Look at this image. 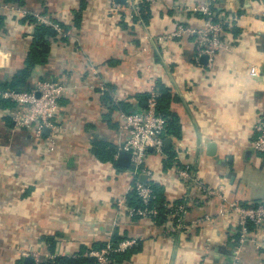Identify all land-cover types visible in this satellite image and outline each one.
I'll list each match as a JSON object with an SVG mask.
<instances>
[{"label":"crops","instance_id":"1","mask_svg":"<svg viewBox=\"0 0 264 264\" xmlns=\"http://www.w3.org/2000/svg\"><path fill=\"white\" fill-rule=\"evenodd\" d=\"M120 4L128 9L127 0ZM199 4L210 5L224 27L211 65L196 60L197 35L158 41L179 24L203 29L205 18L194 10ZM0 16L3 80L24 67L30 50L34 28L24 17L69 27L49 38L48 62L33 70L29 83L65 85L54 151L31 131L9 128L5 119L16 107L0 105V264H25L29 253H39L42 263L90 257L115 231L140 243V251L114 264H231L237 223L218 216L225 200L198 193L177 170L188 167L228 202H264V159L252 147L254 126L264 116V79L249 74L253 65L264 74V0H161L140 24L114 18L111 0H0ZM158 81L171 91L181 136L165 135L164 154L150 152L146 165L167 205L186 204L188 231L168 232L170 219L158 224L118 208L119 199L129 205L131 169L116 164L118 153L114 161L98 158L97 143L119 152L128 137L119 128L126 112L114 107L144 109ZM242 258L263 263V249L250 242Z\"/></svg>","mask_w":264,"mask_h":264},{"label":"built area","instance_id":"2","mask_svg":"<svg viewBox=\"0 0 264 264\" xmlns=\"http://www.w3.org/2000/svg\"><path fill=\"white\" fill-rule=\"evenodd\" d=\"M161 0H127L128 9L118 3L116 0H111L112 16L117 18L125 13L124 19L137 24L142 23L141 13L143 8L155 5ZM14 11V7L8 6ZM205 18V27L201 30L191 28L189 26L179 24L176 30L167 35L158 37V41L173 39L184 34L197 35L198 45L196 60L203 56L208 57V63L214 60V57L219 49L223 47L222 34L224 31L223 24L215 20V12L210 5L199 4L195 9ZM36 19L49 27L55 32L62 35L61 27L54 21L49 20L44 16H36ZM249 74L252 78H263L258 66L253 65L249 68ZM65 85L47 79H37L32 83V86L27 91L17 92L15 90L2 91L0 87V95L2 99L13 103L16 107L11 112L10 118L14 123L15 129H26L33 133L37 140H45L47 143V152H53L59 137L60 127L56 123V117L60 110V100L64 94ZM157 92L152 88L149 92V97L146 101L144 109L134 113H122L119 119V128L126 132L128 137L122 143L119 151L131 153L130 169L134 177L132 190L140 201L139 207H131L127 205L124 199H119L117 202L118 208L128 210L131 217L149 218L156 222L159 216L158 206H154L157 199L150 178L152 171L146 165V158L150 152L156 155L164 154L165 133L167 120L157 112ZM48 129L49 133L44 138V130ZM255 138L252 147L255 152L262 154L264 159V116L260 117L254 126ZM177 174L186 185L203 196L213 197L218 196L224 205L219 209L218 216L232 220L237 223L236 245L233 250L231 264H245L242 258L243 249L248 243L255 245L257 249H263L264 255V202L255 205H242L239 202H228L224 197L215 190H212L197 176L189 171L188 167L179 168ZM141 176H146L145 183L140 181ZM165 208L167 218L170 219V226L167 231L174 232L178 230L188 231L185 225L187 215L186 204H174L169 206L166 203ZM203 220H210L206 216ZM199 221H202L199 220ZM181 231V232H182ZM135 244L134 241L126 240L117 245H113L110 241L104 248L92 251L89 256L95 258L97 264H114L113 255L115 253H124ZM25 255V253H23ZM32 255L34 264L41 263L39 253H29L26 256ZM248 264H264L263 263H248Z\"/></svg>","mask_w":264,"mask_h":264},{"label":"trees","instance_id":"3","mask_svg":"<svg viewBox=\"0 0 264 264\" xmlns=\"http://www.w3.org/2000/svg\"><path fill=\"white\" fill-rule=\"evenodd\" d=\"M19 0H5V2L9 4L17 3ZM149 7L143 8L141 13V20L147 19V12ZM125 13H122L121 16L118 17V21H125L124 19ZM5 17L0 16V28L4 26ZM133 22H137L135 19ZM22 23L29 24L33 26V34L31 35V44L30 50L24 62V67L18 71H16L10 78L7 80L0 79V87L2 91L7 90H15L18 89L20 91H27L30 89V79L33 70L36 67L44 66L48 62V57L50 53V43L49 38L55 37L57 35L56 32L52 33L53 29L45 24L40 23L36 17L34 16H26L22 19ZM58 23V22H57ZM58 25L64 30L68 31L69 27L58 23ZM125 25V24H123ZM29 84V85H28ZM155 90L157 92V112L163 115L167 120L166 126V135H174L175 137L181 136V126L179 124V118L173 114L170 110V105L174 100L171 91L168 87H166L163 83L158 81L155 85ZM149 97V94L146 96V101ZM106 99V98H105ZM0 105L4 107L7 105H14L13 103L2 99L0 95ZM117 110L125 111L126 113H134L135 111L131 106L121 103L119 106H115ZM6 123L9 128L14 127V123L11 118H6ZM46 135H44V138ZM99 148L98 158L102 161H114V156L118 153V147L100 142L97 143ZM152 185V189L157 196V199L154 203V206H158L159 208V216L156 220L158 224H163L168 220L166 215V210L163 205L166 203L165 195L163 194V190L159 185H156L150 182ZM128 204L131 207H139L140 201L136 196L135 191L132 190L131 195L128 198ZM125 241V238L120 237L118 231H115L112 243L113 245H117L120 242ZM47 242L49 243L50 250H53L54 241L52 238H48ZM106 245V244H105ZM105 245H101L96 248V250H100L105 247ZM95 251V250H94ZM140 251V243H135L130 249L125 251L124 253H115L113 255L114 262H119L125 259H128L132 254ZM40 264H97L95 258L84 256V254H79L78 256H58L46 263Z\"/></svg>","mask_w":264,"mask_h":264},{"label":"water","instance_id":"4","mask_svg":"<svg viewBox=\"0 0 264 264\" xmlns=\"http://www.w3.org/2000/svg\"><path fill=\"white\" fill-rule=\"evenodd\" d=\"M116 1L119 3H122V4L125 3V0H116ZM52 33H54V31H52ZM202 60L206 63L208 60V57L203 56ZM7 77H8V74H5V78H7ZM17 92H20V90L18 89ZM48 133H49V130L45 129L44 134L47 135ZM130 160H131V153L120 150L118 152V155H117L116 164L122 168H129L130 167ZM140 181L145 183L147 181V177L141 176ZM25 264H33V258L27 257L25 259Z\"/></svg>","mask_w":264,"mask_h":264}]
</instances>
